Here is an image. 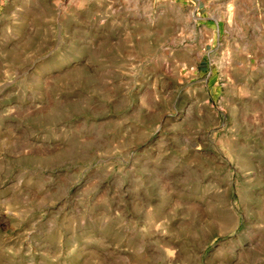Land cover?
I'll use <instances>...</instances> for the list:
<instances>
[{
	"label": "rangeland",
	"instance_id": "obj_1",
	"mask_svg": "<svg viewBox=\"0 0 264 264\" xmlns=\"http://www.w3.org/2000/svg\"><path fill=\"white\" fill-rule=\"evenodd\" d=\"M0 264H264V0H0Z\"/></svg>",
	"mask_w": 264,
	"mask_h": 264
}]
</instances>
